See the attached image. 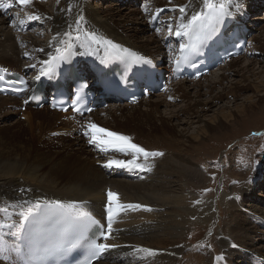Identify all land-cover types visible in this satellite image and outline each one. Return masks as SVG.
I'll use <instances>...</instances> for the list:
<instances>
[{
	"label": "bare ground",
	"instance_id": "6f19581e",
	"mask_svg": "<svg viewBox=\"0 0 264 264\" xmlns=\"http://www.w3.org/2000/svg\"><path fill=\"white\" fill-rule=\"evenodd\" d=\"M155 1V4H158L156 7L158 10L156 12L162 11L161 8L164 6H162L161 1ZM261 1L262 0L259 2ZM122 2H124V0H121V3ZM256 2L257 0H234V5L238 4L239 8L243 9L240 10L242 11L240 15L242 20L245 19L247 12L257 10L256 8L259 6L256 5ZM28 6L30 7L27 10L29 15L39 16V6H37L36 2H32ZM115 6L116 5L109 6L101 10L97 5L90 3V0H60L53 17L48 15V18L52 19L48 44L39 46L36 45L32 38H30L32 40H26L27 43L34 46L36 52L31 57L32 63H25L24 70L25 68H31L32 65H35V67H33L34 69L42 66L43 64L41 62L52 57L63 41L68 37H76L83 32L95 33L105 39L120 43L131 48L136 53L162 64L169 61L174 55L173 50L177 51V49L180 48L179 45L178 48L172 49V52L163 50V45L158 44V40H156L157 38L154 34L146 36L144 39H139L137 36L146 33L149 26L147 25L146 27L144 20L139 17L141 11H137L139 9H133L134 6L132 4L128 5V7H132L131 9ZM181 7H185L183 21L185 23L191 18L192 14L202 12L206 9L204 7V0H185L182 1ZM27 8L28 7H24V9ZM235 8L237 7L232 6L231 9ZM122 11H125L123 15L121 13ZM235 13L237 14L238 12L236 11ZM181 15L176 25L181 22ZM81 16H83V20L80 22L79 26H77L76 21ZM256 18L257 16H255L253 20H256ZM145 21H148V19H145ZM129 22H132L136 26L140 25V29L131 28L130 30H126L125 26L128 25ZM123 28L127 33L122 31ZM252 28H254L253 25L251 27V31L253 32ZM175 30L172 31V40L176 39L178 42L182 37H177L175 35ZM6 39L8 43L5 42ZM4 43H7L6 47L8 49L1 50L0 66L9 72L21 71L20 69H16L15 66L23 61L24 57H21V48L19 49L18 47L20 46L19 44H23V42L19 38H14L12 32H8L4 35ZM4 43L0 41V48ZM81 46L88 49L93 48L92 45L89 47V44L86 42L81 44ZM259 49L264 50V44L253 49L255 54L258 53ZM250 52L251 50L249 51L248 49L244 55ZM8 53H10V55H8ZM229 60L227 61L228 63L230 62ZM241 60L242 59L233 62L236 63ZM253 62L254 60H246L244 66H241L238 71L232 70V72L241 73V75H239L242 79L240 78L241 80H239V82L236 81L235 84H233L234 82L230 83L231 85H229V87H231V89L227 86H222L220 91H215L217 86H221L223 82L227 80V76L231 73V71L228 70L229 68L227 69L228 71H223L224 73L217 77V81L204 88L201 87L200 84L191 85L193 82L197 83L201 81L203 77L197 81L177 82V85L180 84V89L178 91L181 94L179 93L176 98L175 94L178 92L175 91L176 93L174 94L171 92L172 98L174 97L176 100H178V98H181V100L182 98L189 100L194 99V101L192 103L190 101V104L178 108V114L176 113L177 110H171L169 118L180 120L181 116L187 115L190 116V118L184 123L182 122V124H192L194 121H200L202 124L198 127L194 135L187 137L188 141L197 142L200 136L209 133L212 134L211 131L213 129H211V126H214V124L215 126L219 125L222 120L224 121L227 118L225 116H214L208 120H201L197 112H193V109H191L192 107L201 106L203 109L208 106L206 110H209V107L213 103L212 101L216 102L217 98L222 99L223 95L228 92L233 95L235 91L239 90L237 84L240 83L243 84L247 82L248 84L246 85L255 89L258 87L264 88V82H258L259 84L254 87L252 80H249V78L252 79L256 74L251 68H248L253 65ZM243 68L247 71H244ZM222 69L223 68L219 70ZM248 72L251 73L249 77L246 76ZM214 73L216 72L210 74L212 75ZM225 73L228 75L226 76ZM257 73L261 76L264 72L260 71ZM260 76H258V78H261ZM254 80H257V78H254L253 81ZM183 83H188L190 85ZM172 85L174 84H171L170 87ZM243 85L246 86L245 84ZM201 90L202 92L205 90V92L201 93ZM191 91H193L192 98L189 95ZM202 95L208 96L207 100L210 99L209 103L208 101L198 100ZM165 100L166 99H158L153 101L151 97H149L148 100H142V103L147 104L146 110L140 112L134 110L136 108L134 106L141 102L132 106L121 105L122 108L121 106H117L120 108H116L115 110L108 109L106 111L109 117L108 119H110V121L113 120V123H109L107 119L106 121L94 120L93 122L91 121L90 124H95L100 128L128 136L133 143L151 152L150 148L153 149L154 147H148L150 146L149 142L140 143L139 141L143 138L153 139L150 135L156 133V129L153 130L150 128V131L146 132L141 126L135 124V122L138 116H142L143 119L148 121L151 119L153 112L159 114V108L161 106L170 105H168ZM9 106L16 108L21 105L20 102L15 99H0V110L3 107ZM126 109H131V112L125 114L124 111ZM98 112L102 113L101 111ZM95 113L90 114L87 118H90ZM23 116L26 125H21L20 123L5 125L3 127L6 129V132L0 135V220L9 223L13 221L19 223L21 219L20 213H27L29 210H35L37 204L54 203L55 201H60L65 205L79 204L82 207L90 209L92 206H100L104 202H108L107 192L111 190L118 194L119 203L125 205L140 204L144 207L136 210L123 209L119 211L118 214L114 215L112 221L113 230L109 239L106 240V243L117 245V247L109 249V257H106L108 259L107 263L100 261L97 264H137L142 261L143 263L141 264H150L151 261H155L156 264H235L236 261L242 262V264H249V255L264 259V254L258 252L256 249L251 250L246 247L242 249L236 248L234 247L235 243H223L221 246V252L223 254L216 255L214 250H208L204 244L188 248L184 246L188 244V241L181 242L183 241L182 233H180L178 229L186 224L190 226L189 223L185 222L187 220H182L183 216L186 217L187 215L196 219L209 220V232H211L213 225L216 224L215 212H217L218 218L222 216L216 199H201L196 201V203H192L191 201L195 198V195L191 192H185V189L180 187L179 182L182 179L186 180L187 176L192 180L200 177L195 169L189 167V161L187 159L185 161L187 162L186 164L181 161L184 159L181 154L185 155L188 159L190 158V153H187V150H182L183 141L165 139L163 142L161 140L163 142L161 144L164 148H154L157 152L163 153L160 161L148 160L140 162L141 158L138 159L137 162L144 165L145 170L117 167L115 165L106 167L105 165L109 160H129L132 159V156L129 153L127 154L128 158L124 156L119 157L122 153L111 147H108V150L114 152L116 155H107V152H109L108 150H101L105 146L98 143L89 145L91 133L87 141L81 137L75 136L77 140L73 144V147H75L73 153H70V148L67 147L68 145L65 143L66 140L61 139L62 144L57 147L58 152L55 156H52L51 153L47 154L44 151L36 150L35 146L31 145V142L40 141V139L44 137L46 130L56 129L58 126H63L65 129L69 128L70 124L67 116L52 112L47 108H43L41 111H35L30 107H26L23 110ZM118 118H120L122 123L119 122ZM36 120L39 122H36ZM34 129L38 130L37 135L34 133ZM61 129L62 128L58 130L61 131ZM23 137H25L26 140H24ZM154 140H156V138ZM178 144H181V148H179ZM176 146H178V148H175ZM87 147L91 149L97 148L98 156L102 158L82 159L81 155L86 154ZM173 152L175 154H172ZM174 156L176 157L174 158ZM178 156H180L181 160H178ZM149 167L150 170H148ZM136 178H138V180H136ZM261 178L262 177L256 176L253 181L251 180L252 182H247V184L240 189V198L237 197V200H235L236 198H226L225 203L228 206L229 219L232 223L229 231H231L235 225L233 230H236L235 238L237 242L250 239L249 234L253 230L250 223L237 219L238 214L247 216L253 223L259 225L262 222L264 223V209L254 206V204H256L257 191L263 189ZM187 189L189 190V187H187ZM245 203H248L250 206L244 210L243 207ZM5 208H7V215L3 211ZM113 208H116L115 204H113ZM173 209L178 211L182 210V214L177 211L178 214H174V219H165L162 217L165 215V211H172ZM162 211L164 213H162ZM169 215L171 216L170 213ZM8 217L11 219L9 220ZM166 224H174L175 229H169ZM155 232H161L163 235L158 237ZM242 232L244 233L243 235ZM10 236V231L5 229L3 233L4 242L8 240ZM140 248L150 249L152 251L134 250ZM154 248L156 249L154 250ZM1 262L0 260V264H2Z\"/></svg>",
	"mask_w": 264,
	"mask_h": 264
},
{
	"label": "rangeland",
	"instance_id": "374dc122",
	"mask_svg": "<svg viewBox=\"0 0 264 264\" xmlns=\"http://www.w3.org/2000/svg\"><path fill=\"white\" fill-rule=\"evenodd\" d=\"M159 1H161L162 6H164L161 9L164 10L167 8L168 10L161 17V19L164 20V22L162 21V24H161L162 27L159 29L158 33L166 32L168 34L169 25H171L172 31L176 29V26H177L176 24L181 15L179 8L181 7L182 1H185V0H159ZM259 1L260 0H257L256 2V5L259 7H257L256 8L257 10H254L253 11L254 14H252V15L257 16L258 20L257 18L256 20H253V18L251 19V21L254 22V24L256 25V27L254 28L252 32L253 34H252V38L250 42L251 52L237 59L229 60L230 62L229 63L227 62L228 63V64L226 63L227 65L225 64V66L221 67L223 68L222 70H219L221 69L219 68L218 69L219 71L218 70L214 71L216 73L212 75L209 74L208 76L203 77L201 81H198L197 83L193 82L191 83V85L200 84V86L204 88L205 86H208L209 84H212L215 81H217L218 79L217 77H219L225 71L229 70L231 71L230 75L225 73L226 76L228 75L227 80L223 82L221 86H217L215 91H220L222 86L229 87V85H231L230 83L234 82L233 84H235L236 81L239 82V80L242 79L240 77L241 73L239 72L236 73L234 71L232 72V70L238 71L241 66L242 67L244 66L246 60H249V61L254 60L253 65L248 67V68H251L254 73H256L252 79L249 78V80H252L253 86L256 87V85L259 84L260 82H264V73L261 74V76L259 73H257L260 71L264 72V50L259 49L258 53L256 54L253 51L254 48L259 47L261 44H264V20H263L264 0H262L261 2ZM32 2H36V1H32ZM59 2L60 0H37L36 4L37 6H39V10H40V11L38 10V13H39L38 17H40V19L35 20V21L39 23L38 28L36 30H31L25 34L17 31L16 30L17 26H14L15 25L14 22L12 24L9 19H6V15H3V13L0 11V41L4 43V35L7 34L8 32H12V35L14 38H19L23 42V44H19L20 46L18 47L19 49L21 48L20 49L21 57L22 58L24 57V58L22 62H20L17 66H15L16 69L22 70L25 67V63L27 64L32 63L31 57L36 52V49L34 48L32 44L26 42L27 39L32 38L35 41L36 45H39V46H45L48 44L49 38H50L51 23H52V19L48 18V15H51V17H53ZM155 3H156L155 0H147V3L145 4V6L143 5L145 8V12L141 10H137V11H141V14L139 15V17L144 20L146 27L149 24H148V21H145V19H148L147 16L145 15L150 12L151 13L156 12L158 10L156 9L158 4H155ZM93 4L101 8V10L102 8H106V7L114 6V5H116L117 7L119 6L120 8L121 7H124V8L126 7L127 9L132 8L131 6L128 7V5L130 4L128 5L122 4L121 2H119V0H102V2L100 1V2L93 3ZM22 7L23 8L28 7L27 9L21 10V13H23V16L25 19L26 15L27 17L29 16V13L27 12V10L30 7L28 5H22ZM133 9H137V8L134 7ZM142 12H144V14ZM121 13L123 15L125 11H122ZM163 25L165 27H163ZM131 28H135L139 30L140 25L136 26L132 22H129V24L125 26V29L130 30ZM126 30H124V28L122 29L123 32H126ZM172 31L171 33H169L170 38L173 37ZM158 33L150 31L148 27V30L146 33L139 34L137 37L139 39H144L146 36L154 34V36L157 38L156 40H158V44L163 45L164 35H160ZM5 42L8 43V40L6 39ZM7 43H4L3 46L0 48V53L2 49L4 50L8 49L6 47ZM169 49L171 51L173 48L169 47ZM26 51L29 55L28 54L25 55ZM8 55H10V53H8ZM240 59L242 60L236 63L233 62V61L240 60ZM243 70L247 71L245 70V68H243ZM250 75L251 73L249 72L246 73V76L249 77ZM258 76H260L261 78H258ZM254 78H257V80L253 81ZM177 84L178 83L174 84L177 87L174 85L169 87L167 93L165 92L162 95L151 96V100L153 101L158 100V99H161V100L166 99L165 101L168 103V105L170 104L169 106H161L159 108V114L153 112L151 119H149L148 121L143 119L142 116L140 117L138 116L135 124L141 126V128L146 132L150 131V128L153 130L156 129L155 131L156 133H153L150 135L152 136L153 139L143 138L141 141H139L140 143L149 142L150 146L148 147H154V148L156 147L157 149L158 148L163 149L164 146L161 143H163L165 139L172 140V141H181V142L183 141L184 144L182 146V150H187V153H190L189 155L190 158L188 159L183 154L181 155L184 159L181 160L180 156H178L177 158H179L178 160H181L185 164L187 163L185 162L187 159L189 161L188 162L189 167L195 169L199 173L200 177L198 179L192 180L189 176H187L186 180L182 179L179 182L180 187L185 189V192H191L192 194L195 195L194 196L195 198L191 201L192 203H196V201H199L201 199L203 200L204 199H207V200L216 199L217 200L218 207L220 209L222 216L221 217L219 216L218 218L217 212H215L216 213L215 214L216 224L213 225L211 232L208 231L210 228L209 220L196 219V218L189 217L186 215V217L184 216L182 217V220L183 219L184 221L187 220L185 222L189 223L190 226H187L186 224V225L181 226L178 229L179 232L182 233L183 241L181 242L188 241L187 242L188 244L184 245L185 247H188V248H193L195 246H198L199 244H204V246L208 250H214L216 255L223 254L221 252L222 251L221 246L225 242L235 243L234 247L236 248L242 249L246 247L251 250L256 249L258 252H261L264 254V229L258 226L259 224L253 223L252 220L248 218L247 216L243 214H238L237 219L244 220L247 223H250V226L252 227L253 230L249 234L250 239L241 241L243 243L237 242L235 238L236 230H233L235 225L233 226V229L229 231L230 227L232 226V223H231V220L229 219L228 206L225 203L226 198L228 199L236 198L235 200H237V197L240 198L239 197L240 189L243 188L247 184V182L248 183L252 182L253 181L252 179H254L256 176L263 177L264 88L258 87L257 89H255L253 87L251 88L250 86L246 85L248 84L247 82L243 83L246 86L240 83V84H237V87H239V90L235 91L233 95L228 92L224 94L225 96L223 95L222 99L217 98L216 102L212 101L213 103L209 107V110H206L208 106L203 109L201 106H196L194 108L192 107L191 109H193V112H197L201 120H208L214 116L227 117L224 121L222 120L219 125L215 126L214 124V126L213 125L211 126V129H213L211 131L212 134L209 133L207 135H202L199 137L197 142H193V141H188L187 137L195 134L198 127L202 125L201 122L194 121V123L192 124L190 123L182 124V122L184 123L185 121H187L188 118H190V116H187V115L181 116L180 120H176V119L173 120L169 118L171 115L170 114L171 110L176 111L178 108H181L185 106L186 104H190V101L191 103L194 101V99L189 100V99H183V98L182 100L181 98L180 99L178 98V100H176L178 94L180 93L178 91L180 89L179 88L180 84L179 85ZM183 84L187 85L188 83H183ZM263 87H264V83H263ZM229 89H231V87H229ZM175 91L178 92L177 94H175L176 98L174 97L172 98L171 92L174 94L176 93ZM203 91L205 92V90ZM204 92H202L201 90V93H204ZM192 93L193 91H191L189 94L191 98H192ZM202 96L198 100L208 101L209 103L210 99L207 100L208 96L206 95H205L206 97L205 96L202 97ZM0 99L12 100V98L1 97V96H0ZM146 104L147 103L141 102L137 104L136 106H134L136 108L135 109L133 108V109L139 112L145 111ZM116 108H120V107L110 105L107 109L101 111L102 113L97 112L93 114L90 118H87L85 122L86 129L91 121L92 122L94 120L106 121L109 118L107 116L106 111L108 109L115 110ZM178 110L176 111L177 114L179 113ZM129 112H131V109H126L124 111L125 114ZM118 120L119 122L122 123V121H120V118H118ZM62 121H63V118H62ZM107 121L110 123L113 120L110 121V119H108ZM36 122H39V121L36 120ZM12 123L13 124L20 123L21 125H26L25 119L23 116V111L16 110L15 107H11V106L3 107L0 110V135L5 134L6 132V129L3 126L10 125ZM60 128H62L61 129L62 132L58 130ZM69 128L65 129L63 128V126L62 127L58 126V128L56 129L53 128L52 130H46L44 137H42L40 141L33 142V143L31 142V145L35 146L36 150L44 151L47 154L51 153L52 156H55L56 153L58 152L57 147L62 144L61 139H64L66 140L65 143L68 145L67 147L70 148L69 150L70 153H73L75 149V147H73V144L77 140L76 138L77 135H74V132L72 131L71 127ZM34 133L37 135L38 130L34 129ZM180 135H183V136H180ZM78 137H81L87 141L90 138V135L88 136L82 135ZM23 138L24 140H26L25 137ZM155 138L156 140H154ZM151 140H154V141H151ZM161 140L162 141L164 140V141L162 142ZM89 145H92V143H90ZM178 145H179V148H181V144H178ZM154 148L153 149L150 148L151 152L156 151ZM175 148H178V146H176ZM97 151H98L97 148L91 149L87 147L86 154H82L81 158L82 159H85V158L95 159L96 157L97 159H101L102 157L98 156ZM109 153L107 152V155L108 154L116 155L114 152L111 153V151H109ZM172 154H175V153L173 152ZM130 155L132 156L131 153ZM120 156H124L128 158V156L127 155L125 156V154L123 153L120 154L119 157ZM175 157L176 156H174V158ZM139 158H141V161L139 160L140 162L145 161L143 156H140ZM160 159H162V156H155V157H149L147 161L156 160L158 162L160 161ZM262 184H263V189L261 191H257L256 193L257 199L255 200L256 204H254L255 207L260 208V209H264V182H262ZM187 187H189V190L187 189ZM249 206L250 205L248 203H245V206L243 207L244 210L248 208ZM177 211L178 210H174V209L172 211H167V212L165 211L166 216L164 215L162 217L165 219H174L175 213L178 214V212L179 213L182 212V210H179L178 212ZM162 213L164 212L162 211ZM169 213L171 214V216L172 215L173 216L171 217ZM166 225L167 227H169V229H172V230L175 229L174 224H170V225L166 224ZM155 234H157L158 237L163 235V233L161 232L159 233L155 232ZM243 234L244 233L242 232V235ZM155 249L156 248H154V250ZM107 258H105L102 262L107 263V260H108ZM1 263L5 264L3 262ZM141 263H143V261L138 262L137 264H141ZM150 264H156V263L155 261H151ZM235 264H242V262L236 261Z\"/></svg>",
	"mask_w": 264,
	"mask_h": 264
},
{
	"label": "snow or ice",
	"instance_id": "6c2138e0",
	"mask_svg": "<svg viewBox=\"0 0 264 264\" xmlns=\"http://www.w3.org/2000/svg\"><path fill=\"white\" fill-rule=\"evenodd\" d=\"M20 5H29L32 3V0H18ZM13 5L11 3L6 5V8H11ZM232 6L239 7L238 4L234 5V0H204V7L207 9L206 12H196L191 15V18L184 21L185 7H180L179 11L181 15V22L177 25L175 30V35L177 37L190 36L194 35V39L188 44H181L180 50L183 58L188 59V55L191 53H196L200 49V45L209 38L212 33H215L220 25H222L226 18L233 15V12L230 10ZM29 20H38L40 17L36 15H29ZM83 20L81 16L76 24L79 26L80 22ZM21 24L24 23V20L20 21ZM172 27L169 25V32L171 33ZM87 41L91 44H95L100 47H104L105 51H121V46L114 43L111 40L100 39L96 36L95 33H86ZM76 40L80 39V36L75 37ZM71 45L68 46L66 51L68 56L64 54L58 55L57 57H50L48 60L42 61L41 63L45 66L40 70L39 75L36 79L39 80L41 76L51 77L60 67V62L65 63L70 62L69 57L71 56ZM98 50V49H97ZM59 52V49H57ZM123 51H128L123 49ZM89 55L92 54L91 51L88 52ZM27 55V53H25ZM119 59H124L122 57H117ZM101 63H106L105 60H102ZM125 63H130L131 65H137L141 63V59L136 57L135 54H129ZM144 64H150L148 60L143 61ZM179 65V61H177ZM35 67V65H32ZM4 77L0 76V80H3ZM23 83V81H21ZM87 83L82 82L81 88H86ZM2 90V89H0ZM83 97L80 95L79 90L77 91L76 102L79 103ZM27 102V101H25ZM55 107V104H53ZM79 111V109H75ZM90 111V109H89ZM91 133V139L89 143H98L103 145L101 150L107 151L108 147H111L114 150L120 151L121 153L127 155L132 154V159L129 160H120L113 159L109 160L106 167H112L113 165L117 167H127V168H137L140 170H145V166L139 164L137 161L142 155L147 161L149 157L162 156L161 152H149L146 151L140 145L133 143L131 138L125 135L118 134L116 132L109 131L104 128H100L95 124H89L87 130L84 132V135L88 136ZM150 170V167L149 169ZM107 231L104 230L102 225H99L95 220H88L86 216L80 213L77 210L75 204L65 205L60 201H55L45 205L43 209L39 204L36 205V210H29L27 213H20L19 223L5 222L0 220V259L7 258L9 252H15L18 255L22 253V249L18 246H8L3 240L4 230L7 229L10 231L11 235H16L15 232L11 231L13 229H19L20 232L26 233L29 240V254L28 258L25 261V264H36L39 261H48L55 260L61 257L71 254L78 246H81L82 243L86 245L88 256L87 259L83 261V264H93V261L99 259L101 255L107 252L109 249L117 247V245H111L104 242H99L97 239H89L87 232L91 226L96 225L99 229V237L103 240H108L109 236L113 230L112 217L118 214L119 211L123 209H140L144 206L140 204H122L119 203V196L117 193L109 190L107 192ZM113 204L116 205V208H113ZM150 210V209H148ZM7 215V208L3 209ZM10 220L11 218L8 217ZM55 240L53 243L52 241ZM135 251H148L150 249H134Z\"/></svg>",
	"mask_w": 264,
	"mask_h": 264
}]
</instances>
